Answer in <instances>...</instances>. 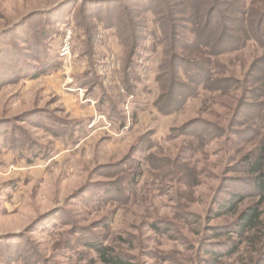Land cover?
I'll return each mask as SVG.
<instances>
[{"label": "rangeland", "instance_id": "374dc122", "mask_svg": "<svg viewBox=\"0 0 264 264\" xmlns=\"http://www.w3.org/2000/svg\"><path fill=\"white\" fill-rule=\"evenodd\" d=\"M203 1L0 0V264H104L97 247L123 264H264V204L258 229L227 228L259 201L240 171L264 147V26L260 44L241 23L264 0ZM215 7L236 51L180 50ZM173 57L200 58L208 82L178 71L167 115Z\"/></svg>", "mask_w": 264, "mask_h": 264}, {"label": "trees", "instance_id": "16d2710c", "mask_svg": "<svg viewBox=\"0 0 264 264\" xmlns=\"http://www.w3.org/2000/svg\"><path fill=\"white\" fill-rule=\"evenodd\" d=\"M198 4L197 11H199L198 5L199 3H205L203 0H196ZM171 1H166V4L162 6L161 8V14L163 20L166 22L165 25L169 26L171 28L172 23L174 21V16L176 12L174 11V7L171 4ZM204 5V4H202ZM200 6V5H199ZM211 11V9H208L206 20H204L205 16L204 13H201V15L196 16V20L193 22L196 31H193L194 33V39L193 42H190L191 45L188 44H182L181 40H174V42H178V44L181 46L180 50H187L188 48H191L192 51L194 50L199 56L201 53L207 52L212 57H217L220 55L228 54L229 52L236 51V48H238V42L231 43L229 42V38L227 37V26L228 23L237 22L236 19L234 21V18L232 17H226L225 16H213L217 8ZM153 15L157 14V12ZM216 14V13H215ZM156 16V15H155ZM248 16V15H247ZM193 19V17L191 16ZM258 17L251 21V19L248 18V20H243L242 28L245 31L246 38L249 39V41H254L261 44V38L263 37V26L262 24L264 22V13L259 17V20H257ZM162 27L163 24L161 22L160 24ZM248 26H254V30L249 31ZM170 36V35H169ZM168 36V37H169ZM170 39V37H169ZM264 39V37L262 38ZM179 49V48H178ZM182 50V51H183ZM203 50V52L201 51ZM203 53V54H204ZM185 60V59H184ZM188 64V68H184V64ZM203 61H201L200 58H197V61L193 63L192 61H189L188 59L186 61H181L177 59V57H173V59L170 61L169 68L166 71L165 74L168 72H171V78H169V96L170 99L168 103L170 105H158V109H160V112L163 114H171L174 108L171 109V105H173V101L176 97H178V89L181 88V86L178 84L176 80V76L178 75V71L184 72L185 77L189 78L190 80H193V83H197L198 85H204V88H206V82H208V79L204 77V69H203ZM212 73V71H211ZM162 80L161 74L158 76V81L160 82ZM183 93V92H182ZM178 100H181V97H178ZM158 104L161 103L160 101L157 102ZM160 106V107H159ZM243 106V107H242ZM250 105H240L238 106V111L240 110L244 111L246 110ZM250 111H253L252 117L257 118L259 117V120L264 121V104L261 106H254L253 108H250ZM249 111V112H250ZM245 112V111H244ZM207 131L209 129H206ZM241 167L243 170L240 172H244L248 176H251L250 179L252 181L251 186L253 187V191L257 192L259 201L257 204L248 207L244 212H242L235 223H232L227 228L234 232L235 234L242 235L244 232H251L255 229H258V224L260 222L262 213L260 212V207L264 204V147L262 148L261 152L257 156V158L253 161L249 157H245L241 162ZM250 182V181H249ZM239 195H233L231 198L226 201L228 204H221V208H225L228 211H233L236 209V203L234 202L236 197ZM241 198V197H240ZM233 230V231H232ZM212 235H217L216 232L212 233ZM96 250L98 251V254L100 256L101 262L104 264H123V261L116 255H110L107 253V249L97 247Z\"/></svg>", "mask_w": 264, "mask_h": 264}]
</instances>
